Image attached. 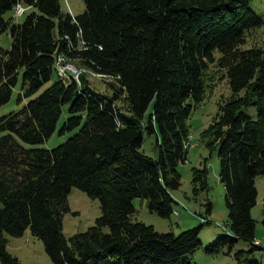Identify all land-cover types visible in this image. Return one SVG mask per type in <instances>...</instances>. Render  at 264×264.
<instances>
[{
  "label": "trees",
  "instance_id": "trees-1",
  "mask_svg": "<svg viewBox=\"0 0 264 264\" xmlns=\"http://www.w3.org/2000/svg\"><path fill=\"white\" fill-rule=\"evenodd\" d=\"M19 1L35 10L20 23L5 19ZM250 3L84 0V11L72 15L60 0H0V32L9 27L12 39L10 49L0 46V106L11 99L20 68L22 93L34 96L0 117L1 264H23L7 250V235L27 229L57 264H192L203 244L200 227L157 231L133 220V201L145 198L164 218L174 212L178 166L191 145L188 120L206 99L214 63L231 95L201 138L217 150L229 232L206 250L217 253L242 239L252 247L237 253L242 261L261 249L252 209L256 178L264 175V39L245 45L264 20ZM60 53L62 65L75 60L112 77L111 94L95 90L85 76L79 83L70 73L59 75ZM66 106L59 133L78 129L74 135L52 149L24 145L45 142ZM144 132L156 134V158L141 151ZM193 174L195 193L208 188L207 166ZM73 187L99 199L101 214L86 231L66 238L63 216Z\"/></svg>",
  "mask_w": 264,
  "mask_h": 264
},
{
  "label": "rangeland",
  "instance_id": "rangeland-1",
  "mask_svg": "<svg viewBox=\"0 0 264 264\" xmlns=\"http://www.w3.org/2000/svg\"><path fill=\"white\" fill-rule=\"evenodd\" d=\"M18 3L27 9L26 13L17 16L13 9H11L4 14L5 19L20 23L25 20L30 12L35 10L33 7L27 6L21 1ZM16 4L17 3H15L14 6ZM60 4L64 11H68L72 15L82 13L85 8L84 0H60ZM250 6L253 11L264 20V0H251ZM263 39L264 25L262 28L253 31V34L248 37V42L245 47H251L255 44L259 45L263 42ZM0 46L5 49H10L12 46L9 27L0 32ZM217 55H219L218 52ZM68 62V65H65V67L76 69L79 72V76L72 73V76L75 77L79 83L80 77L85 76L88 83L95 90L111 94L112 90L110 84L115 81L112 77L101 75L86 67L79 66L75 60ZM58 73L66 78L69 76L63 71H58ZM208 73L212 76V81L206 88V99L197 104L188 120L191 131V145L188 150L187 161L178 166V170L181 174V185L178 189L173 191V195L177 201L174 205V212L170 218L161 217L147 208L145 198L138 197L133 201L135 206L133 220L153 225L157 231H171L175 234H179L184 230L200 227L199 236L203 244L193 254L192 264H244L246 260H255L258 261L259 264H264V225L262 223L264 219L263 174L258 175L256 178L259 194L257 204L252 209V215L256 220L255 235L262 244L261 249H256L245 256H241L242 261L237 257V253L252 248L248 241L242 239H239L233 247H223L217 253H210L206 250V248L216 242L221 235L229 232V226L225 186L219 181V159L217 150L211 151L206 146L204 140L201 138V133L213 121V118L219 111V105L223 104L231 95L228 80L222 77L223 70H220L214 63L209 66ZM54 77L55 79L58 78L56 72ZM17 78V83L13 89L11 99L9 102L0 106V117L12 111L19 110L30 99L34 98V96L25 97L22 93L24 86L23 68L19 69ZM151 110L152 107H150L149 112ZM67 114L68 106L63 110V115L58 123L56 131L45 142L38 145L26 143L24 145L27 147L35 146L52 149L65 142L78 131V129H76L64 134L59 133L60 127L66 119ZM156 142V134L151 135L144 132L141 151L156 158L158 155ZM204 166H207L208 169V188L199 189V191L195 193L193 169H201ZM67 200L70 210L63 216V233L66 238H70L74 234L84 232L94 225L96 219L101 214V208L99 199L88 196L77 187L71 189ZM209 201L212 203V210L210 213L206 211V204ZM175 211H179L180 214L177 215ZM7 239V250L12 255L18 257L23 264H57L53 262L47 254L43 241L39 237L33 235L29 229L21 236L7 235Z\"/></svg>",
  "mask_w": 264,
  "mask_h": 264
},
{
  "label": "built area",
  "instance_id": "built-area-1",
  "mask_svg": "<svg viewBox=\"0 0 264 264\" xmlns=\"http://www.w3.org/2000/svg\"><path fill=\"white\" fill-rule=\"evenodd\" d=\"M19 4L20 3H17L13 7V11H14L15 15H17V16H21V15L25 14L26 11H27V9H25L24 7H22ZM57 70L58 71H63L64 73H75L77 76H79V72L76 69L67 68V67L62 66L61 53H60V57L58 59V67H57ZM256 243H259V241H256Z\"/></svg>",
  "mask_w": 264,
  "mask_h": 264
},
{
  "label": "bare ground",
  "instance_id": "bare-ground-1",
  "mask_svg": "<svg viewBox=\"0 0 264 264\" xmlns=\"http://www.w3.org/2000/svg\"><path fill=\"white\" fill-rule=\"evenodd\" d=\"M60 57V56H59ZM66 65H68V64H66ZM62 66H64L65 67V65H62ZM58 67V66H57ZM57 67H55V68H57ZM71 75H72V73H70Z\"/></svg>",
  "mask_w": 264,
  "mask_h": 264
},
{
  "label": "crops",
  "instance_id": "crops-1",
  "mask_svg": "<svg viewBox=\"0 0 264 264\" xmlns=\"http://www.w3.org/2000/svg\"><path fill=\"white\" fill-rule=\"evenodd\" d=\"M257 239V241L259 240L258 238H256Z\"/></svg>",
  "mask_w": 264,
  "mask_h": 264
},
{
  "label": "clouds",
  "instance_id": "clouds-1",
  "mask_svg": "<svg viewBox=\"0 0 264 264\" xmlns=\"http://www.w3.org/2000/svg\"><path fill=\"white\" fill-rule=\"evenodd\" d=\"M260 243V242H259Z\"/></svg>",
  "mask_w": 264,
  "mask_h": 264
}]
</instances>
